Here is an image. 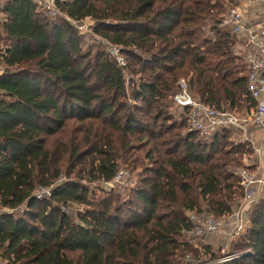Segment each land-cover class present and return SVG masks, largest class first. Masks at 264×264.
<instances>
[{"label": "trees", "instance_id": "trees-1", "mask_svg": "<svg viewBox=\"0 0 264 264\" xmlns=\"http://www.w3.org/2000/svg\"><path fill=\"white\" fill-rule=\"evenodd\" d=\"M238 3L56 0L54 17L32 0L4 3L0 208L13 210L0 213L6 264H182L198 254L184 238L187 214L232 210L242 195L235 170L250 145L230 142L228 127L209 137L188 131L170 103L184 79L203 104L254 108L234 39L216 26ZM63 15L94 21L93 33L119 47L125 66L98 43L84 46ZM120 168L138 170L135 185L95 199L94 187L103 190ZM39 187L50 195L36 199ZM234 251L247 254L222 264H264V197Z\"/></svg>", "mask_w": 264, "mask_h": 264}, {"label": "built area", "instance_id": "built-area-1", "mask_svg": "<svg viewBox=\"0 0 264 264\" xmlns=\"http://www.w3.org/2000/svg\"><path fill=\"white\" fill-rule=\"evenodd\" d=\"M10 0H0V23L3 20V5ZM45 12L54 17L61 14L55 3L56 0H32ZM239 2V1H238ZM258 12L262 15L251 21L250 14L243 9L251 7L253 0H240L239 5L229 10L216 24L218 28L228 29L234 39L233 53L242 59L247 75V90L254 100V108L250 110L247 119L239 118L231 112L213 108L193 99L186 89V83L181 79L178 82V88L172 93V103L177 108V115L187 117V130L196 131L200 136L209 137L218 130L228 128H240L241 133L246 132L245 122H250L258 135V142L249 135H242V142H247L251 146L257 160L254 169L243 166L236 170L235 174L239 179V185L242 188V195L237 199L232 210L222 217H215L206 212L188 213L187 216L192 223L188 231L190 242L199 248L205 245V239L217 234L224 236V242L219 247L218 256L211 258H201L202 255H193L187 253L182 258V264H222L236 259L247 252H231L226 250L231 240L237 239L245 231L247 226V217L252 208L263 198L264 187V0H257ZM75 27L80 30L81 23L69 19ZM93 31V29H92ZM102 43L110 56H112L119 66H125V59L118 46L111 44L104 38H97ZM5 65L0 61V76L5 73ZM1 95V90H0ZM131 174L128 170L120 168L115 174L113 180L107 184L111 186L118 185L119 188H128L132 185ZM50 188L39 187L35 193L36 199H44L50 195ZM63 211L72 213L74 210L62 207ZM82 211V208L78 209ZM13 210L0 208V213H12ZM195 241L199 242L198 244ZM0 264H6L0 258Z\"/></svg>", "mask_w": 264, "mask_h": 264}, {"label": "rangeland", "instance_id": "rangeland-1", "mask_svg": "<svg viewBox=\"0 0 264 264\" xmlns=\"http://www.w3.org/2000/svg\"><path fill=\"white\" fill-rule=\"evenodd\" d=\"M238 1L240 2V0H238ZM257 3H258L257 0H253V4H252L251 7H248V9H247V7L246 8H243V9L246 12L248 10L249 13H252L253 10L251 8H253L255 10L258 9ZM238 5H239V3H238ZM232 8H228V9L226 8V10L224 11V14L221 15L220 18H222ZM79 26H80V30H79L80 33H83V35L85 36V38H84V46H86V45H89V46L92 45L93 46V45H95V43H98V44H100L101 48L104 47V45L102 43H100L98 41V39H97L100 36L97 35V34H95V33H93V31H92V29H93L92 26H94V21H92L89 18H85L83 20L82 24L79 25ZM203 35L205 37H207V38H212L213 37V32L211 31V28H210L209 25H207L204 28ZM86 47H88V46H86ZM183 81L186 83V81L184 79H183ZM193 99H195V98H193ZM170 104H171V109H172L173 114H177V108L174 106V104L172 103V101H171ZM225 111L231 112V113H233L234 115H236L239 118H244L246 116L245 115L246 112L244 110H241V111L239 110L238 111V110H229V109H226ZM230 129H231V131L229 133L228 139L233 144H237L238 142H240L239 135H238L237 131L234 128H230ZM249 150L250 151H247V153L246 152L245 153H241V155H240V157H241V165L238 166L236 168V170L239 169V168H241V167H243V166H248L250 169H253L255 167V165H254L255 164V154H254L253 150L251 149V146H250ZM121 166H123V165H121ZM263 175H264V173H263ZM130 178H131L132 185H135V183H136V181L138 179V170L137 169L134 170V171H132ZM106 185H105V187H103V190H101V188H98L97 186L94 187V191H95L94 192V194H95V197L94 198L95 199L100 198V197H103L105 195V192L111 189L110 188V187H112L111 184H106ZM126 192H122V195H124ZM262 196L264 197V187H263V194H262ZM184 238L186 240L188 239L189 241L191 240V238L188 236V234H186L184 236ZM234 241H236V239H233V240H231L229 242L228 248L226 250L228 253H231V252H239V251H234ZM223 242H224V236H221L219 234L215 235L214 237L211 236V237L205 239V245H201L198 248L199 251H198L197 256L202 255L201 258H203V257H205V258H208V257L214 258V257L218 256L219 247H220V245ZM195 243L198 244V246H199V242L198 241H195Z\"/></svg>", "mask_w": 264, "mask_h": 264}, {"label": "crops", "instance_id": "crops-1", "mask_svg": "<svg viewBox=\"0 0 264 264\" xmlns=\"http://www.w3.org/2000/svg\"><path fill=\"white\" fill-rule=\"evenodd\" d=\"M251 9L253 10L252 13H249L250 14V17H251V19H250L251 21H254L256 19V15H257L258 18H261L262 17V15L260 13H256V15H255V12H258L257 11L258 9L257 10H255L253 8H251ZM249 114H250V111H248V112L245 113V115H246L245 116L246 117L245 119H247V116L249 117ZM244 124H245L244 126H245V129H246V132L245 133H243V130H242V133H241L240 128H235V130L237 131V133L239 135V139L241 140V136L242 135H245V134L247 135V130H248L249 135L251 137H253L258 142L259 141L258 140V135L256 134V131H255L253 125L250 122H247V121ZM263 148H264V145H263ZM256 160H257V156L255 155V163H257ZM247 221H248V217H247Z\"/></svg>", "mask_w": 264, "mask_h": 264}]
</instances>
